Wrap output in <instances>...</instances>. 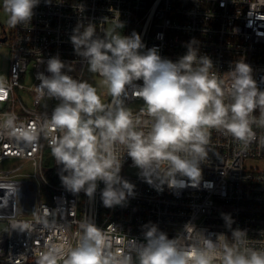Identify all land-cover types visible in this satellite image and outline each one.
Segmentation results:
<instances>
[{"label": "clouds", "instance_id": "obj_1", "mask_svg": "<svg viewBox=\"0 0 264 264\" xmlns=\"http://www.w3.org/2000/svg\"><path fill=\"white\" fill-rule=\"evenodd\" d=\"M52 2L44 0L46 5ZM40 3L3 0L8 25H30ZM96 25L78 21L69 40L82 66L100 78L110 102L103 100L97 86L70 75L73 62L56 55L48 58V74L39 73L36 85L40 99L57 101L51 114L27 125L14 112L0 117V139L14 138L28 146L41 137L48 140L67 191L84 192L91 199L102 183L104 207L126 206L129 197H135V185L121 175L126 158L158 192L165 186L198 188L213 129L230 135L243 151L253 143L264 147V88L244 59L231 62L221 75L195 38L173 61L162 57L157 46L148 48L135 31L124 35L120 19L102 34ZM9 90L0 78V96ZM131 98L143 101L135 114L127 106ZM221 216L230 237L217 233L212 239L194 225L187 245L184 235L191 223L169 238L149 222L142 226L143 240L135 239L130 251L112 249L107 234L86 217L66 255L49 248L39 254L37 264H264V248L253 246L248 230L232 228L231 214Z\"/></svg>", "mask_w": 264, "mask_h": 264}, {"label": "built area", "instance_id": "obj_2", "mask_svg": "<svg viewBox=\"0 0 264 264\" xmlns=\"http://www.w3.org/2000/svg\"><path fill=\"white\" fill-rule=\"evenodd\" d=\"M2 4L0 0V8ZM119 19L125 24L124 35L135 31L148 48L157 46L162 57L173 61L186 52L192 38L221 75L231 62L244 59L264 88V0H53L51 5L41 0L30 25L13 28L7 21L5 27L0 23V45L7 50L0 53V78L10 87L0 96V117L14 112L27 125L38 124L45 113L50 115L57 101L40 99L36 91L38 74H48V58L58 55L73 62L74 71L69 74L83 79L86 65L75 56L69 40L73 28L80 20L91 21L102 34ZM135 102L140 104L131 107ZM127 106L135 114L143 101L131 98ZM207 152L198 188L169 190L165 186L162 192L144 182L126 158L121 175L135 185V197H129L126 206L109 209L100 198L102 183L91 199L84 192L73 194L64 188L61 166L47 139L41 137L31 146L14 138L0 139V164L5 158H18L31 168L2 170L0 166V187L4 188L0 264H37L39 254L49 248L66 255L75 246L78 225L86 217L107 234L112 249L130 251L136 240H143L142 226L149 222L169 238L191 223L184 235L187 245L192 243L194 225L212 239L217 233L230 237L221 216L228 213L235 221L232 228L247 229L253 246L264 248V147L253 143L243 151L230 135L213 129Z\"/></svg>", "mask_w": 264, "mask_h": 264}, {"label": "rangeland", "instance_id": "obj_3", "mask_svg": "<svg viewBox=\"0 0 264 264\" xmlns=\"http://www.w3.org/2000/svg\"><path fill=\"white\" fill-rule=\"evenodd\" d=\"M6 21H7V14L3 11V7L1 6V8H0V23L5 27ZM2 25H0V31L2 29ZM6 52H7L6 47L4 45H0V53L6 54ZM83 79L87 80L89 83L93 84L94 86H97L99 91L101 92V94L103 92H106V89H104L102 86H100V78L98 76H96L95 74L88 72L87 67L84 70ZM102 98L105 102H108L109 96L102 94ZM139 104H140V102H135V103H133V105H131V107H136ZM248 163L249 164H255V162H252V161L248 162ZM0 166H1L2 170H9V169H13V168L18 167V166L20 167L19 171H30L31 170V168L27 162H24L23 160L18 159V158H5L4 160L1 161ZM260 166H261V164H260Z\"/></svg>", "mask_w": 264, "mask_h": 264}, {"label": "water", "instance_id": "obj_4", "mask_svg": "<svg viewBox=\"0 0 264 264\" xmlns=\"http://www.w3.org/2000/svg\"><path fill=\"white\" fill-rule=\"evenodd\" d=\"M4 194V188L0 187V195ZM2 199L0 198V204L2 203Z\"/></svg>", "mask_w": 264, "mask_h": 264}]
</instances>
